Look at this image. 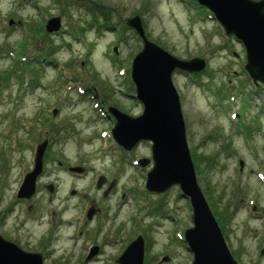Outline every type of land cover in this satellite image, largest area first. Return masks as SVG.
Wrapping results in <instances>:
<instances>
[{
  "label": "rangeland",
  "instance_id": "rangeland-1",
  "mask_svg": "<svg viewBox=\"0 0 264 264\" xmlns=\"http://www.w3.org/2000/svg\"><path fill=\"white\" fill-rule=\"evenodd\" d=\"M189 2L0 0V210L17 201L36 146L49 139L33 199L4 221H20L32 203V219L55 213L61 226L48 256L57 264H84L92 246L99 255L87 264H115L137 235L144 238L147 264H191L182 240L191 227L188 200L177 187L158 196L145 191L150 143L121 150L109 136L114 123L99 110L113 106L129 117L141 115L129 68L142 44L125 25L134 16L148 41L172 57L206 61L198 78L179 71L171 77L196 182L236 263L264 264V84L254 87L246 76L242 45ZM90 5L108 16L88 10ZM8 18L20 25L8 27ZM50 18L60 19L58 34L45 33ZM59 125L64 130L53 133ZM140 159L149 163L135 166ZM67 166L87 173L71 178ZM99 176L115 181L105 199L95 188ZM48 184L55 190L51 202L43 189ZM73 189L80 197L69 195ZM90 204L103 211L88 224Z\"/></svg>",
  "mask_w": 264,
  "mask_h": 264
},
{
  "label": "water",
  "instance_id": "water-1",
  "mask_svg": "<svg viewBox=\"0 0 264 264\" xmlns=\"http://www.w3.org/2000/svg\"><path fill=\"white\" fill-rule=\"evenodd\" d=\"M205 8L226 37L232 36L245 52L244 70L254 85L264 84V0H194ZM12 22L9 21V25ZM142 44L130 64V80L134 87V99L141 105L142 113L129 117L113 107L108 113L114 119L110 135L114 143L126 152L139 142H149L152 168L146 174L145 190L157 195L177 186L180 196L188 200L191 208L192 227L183 233V242L192 254L191 264H237L228 251L222 233L212 215L201 189L185 139L184 123L179 99L171 80L172 72L188 75L200 74L206 68L203 59L180 60L148 41L141 20L134 16L125 21ZM45 32L52 34L60 29V19L52 18L45 24ZM115 51V49H114ZM56 115V110L52 111ZM47 142L38 145L33 170L25 175L17 199H30L35 193L36 178L41 174L42 158ZM149 160H139L141 167ZM242 168V163H239ZM84 168H69V172L81 174ZM103 177L98 178L100 188ZM53 193V186H45ZM254 210V209H253ZM94 210H88L86 219L91 220ZM90 250L86 260L97 253ZM144 241L141 236L133 240L115 261L116 264H143ZM166 261V259H163ZM0 264H43L39 255L24 253L0 238Z\"/></svg>",
  "mask_w": 264,
  "mask_h": 264
},
{
  "label": "flooded vegetation",
  "instance_id": "flooded-vegetation-1",
  "mask_svg": "<svg viewBox=\"0 0 264 264\" xmlns=\"http://www.w3.org/2000/svg\"><path fill=\"white\" fill-rule=\"evenodd\" d=\"M9 20L10 18H8V21ZM15 25L19 26L20 21H17L16 23L12 21L11 25L7 24L8 27H13ZM99 110L104 111L105 118L113 122V118L107 112H105V108L103 105H99ZM62 130L64 129H62L61 125L52 129L53 133L55 134H60ZM237 130L238 132L241 131V129H237ZM49 133H50V129H48L47 131V134ZM46 140L48 142V145H47L48 147L50 145V142H49V139H46ZM58 166L61 167L62 165L60 164ZM70 167H73V166H67L65 167V170L68 173L69 177L71 178H75V179L81 178L85 176L87 173L85 169L82 174L69 172L68 169ZM103 179L104 180L100 188L97 189L96 185H95V188L98 192H101L102 198L105 199L112 194L111 191L114 188L113 186L115 185V181L113 182L110 181L106 183L105 177H103ZM45 186L47 185H44L43 189ZM53 190H54V187H53ZM34 194L30 199H27V200L26 199H23V200L16 199L17 201L13 203L10 207L0 210V238L7 244H11L15 246L16 248H18L24 253L39 255L43 264H57L56 261H54L50 256H48V245L51 242L50 239L57 233V229L61 226V224L55 218V213L52 212L50 217L47 220H45L43 216L38 217V218L33 217L32 219V213L35 212V207H36V203H32L25 207V213H23L20 221L17 220L16 223H13L9 226H7V223L4 221L6 218L10 217L13 213H16V215L21 214L19 213L20 211L17 210L18 205H25L26 202H30L34 197ZM69 195L75 198L80 197V193L79 192L77 193L74 189L69 191ZM51 200H52V197L50 195L48 197V202H51ZM90 202L92 203V200ZM91 209L94 210V215L90 221L88 220H87L88 222L86 221L88 224L92 223L94 219L99 217L103 211V208H101L100 206L94 207L93 205L90 204L87 210H91ZM34 223H36L35 226H34ZM87 223H85V225H87ZM28 224H33L32 229L30 231L28 230V228H25V226ZM33 231L34 232L36 231L37 233L33 234ZM37 234L39 235L37 236ZM81 235H82V231H78V236H81ZM92 247H97L98 251L95 254V256L99 255V247L98 246H92ZM144 247H145V243H144ZM86 256L84 257V264H87L89 262L91 263L95 259L94 258L95 256H94L92 259L86 260L85 259Z\"/></svg>",
  "mask_w": 264,
  "mask_h": 264
},
{
  "label": "trees",
  "instance_id": "trees-1",
  "mask_svg": "<svg viewBox=\"0 0 264 264\" xmlns=\"http://www.w3.org/2000/svg\"><path fill=\"white\" fill-rule=\"evenodd\" d=\"M189 1H190L189 4L192 5L193 7H195V9H198L199 11H205V10H203V9H199V8H197V6L195 5V3H194L193 0H189ZM87 9H88V10H95V9H96L97 11H99L100 14H103V15H105V16H108V14H107L106 12H104L103 10H99L96 6L90 5V6H87ZM205 12H206V11H205ZM94 19H95V17H94ZM15 69H17V67H16ZM11 72H13V70H12ZM11 72H10V73H11ZM194 77L197 78L198 75H196V76H194ZM145 264H147V263H145Z\"/></svg>",
  "mask_w": 264,
  "mask_h": 264
}]
</instances>
